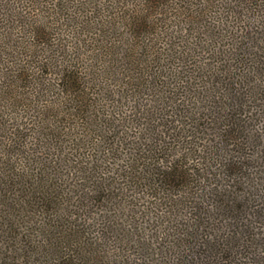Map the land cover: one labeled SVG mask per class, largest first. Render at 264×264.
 <instances>
[{
	"label": "trees",
	"instance_id": "trees-1",
	"mask_svg": "<svg viewBox=\"0 0 264 264\" xmlns=\"http://www.w3.org/2000/svg\"><path fill=\"white\" fill-rule=\"evenodd\" d=\"M261 220L264 0H0V264H248Z\"/></svg>",
	"mask_w": 264,
	"mask_h": 264
},
{
	"label": "rangeland",
	"instance_id": "rangeland-1",
	"mask_svg": "<svg viewBox=\"0 0 264 264\" xmlns=\"http://www.w3.org/2000/svg\"><path fill=\"white\" fill-rule=\"evenodd\" d=\"M253 229H255L256 234H258L253 237V243L256 244V246L253 244L252 250L248 252L242 247L239 252V258H241L244 263L248 264H250V262L256 263V259H258L259 264H262V262L264 263V261H262L264 260V236H262L264 234V220L258 221Z\"/></svg>",
	"mask_w": 264,
	"mask_h": 264
}]
</instances>
